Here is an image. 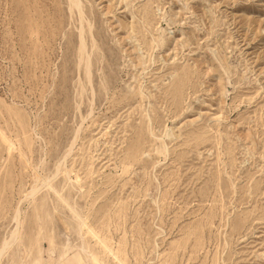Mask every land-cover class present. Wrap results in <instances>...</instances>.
Masks as SVG:
<instances>
[{
    "label": "rangeland",
    "instance_id": "1",
    "mask_svg": "<svg viewBox=\"0 0 264 264\" xmlns=\"http://www.w3.org/2000/svg\"><path fill=\"white\" fill-rule=\"evenodd\" d=\"M67 1L0 0L2 264H264V0H80L90 83Z\"/></svg>",
    "mask_w": 264,
    "mask_h": 264
},
{
    "label": "bare ground",
    "instance_id": "2",
    "mask_svg": "<svg viewBox=\"0 0 264 264\" xmlns=\"http://www.w3.org/2000/svg\"><path fill=\"white\" fill-rule=\"evenodd\" d=\"M68 5H69V8L68 10H72L73 8H75L77 10V13L75 15H78L79 16V19L78 20V25L80 26L79 27V42H80V45H79V51L82 55V59L83 60V66L85 68L84 70V73H85V78L87 79L86 81H88L90 83V73H91V63H90V52H89V49L87 53L85 51V42H84V38H85V34H84V22L83 20H85V14H84V10H83V6L80 2V0H68L67 1ZM59 5V4H58ZM65 8V9H66ZM69 10V11H70ZM66 11V10H65ZM66 13V12H65ZM69 14H71V12H69ZM74 15V14H73ZM77 16V18H78ZM70 18V17H69ZM51 23V22H50ZM88 26V31L90 29V26L92 28V25H90V23L87 21V24ZM78 29V28H77ZM93 32V31H92ZM78 33V32H76ZM75 33V34H76ZM62 34V32H61ZM89 34V33H88ZM78 35V34H77ZM90 35V34H89ZM73 36V35H72ZM72 38V37H71ZM76 38V37H75ZM90 39H91V36H90ZM96 39V38H95ZM94 39H91V41L93 42ZM94 43V42H93ZM93 45V44H92ZM92 47V46H91ZM91 49V48H90ZM92 50V49H91ZM92 52V51H91ZM92 57V56H91ZM78 64V63H77ZM79 66V64H78ZM77 66V67H78ZM88 84V83H87ZM86 84V85H87ZM91 85V84H89ZM86 87V86H85ZM92 87V86H91ZM83 88V87H82ZM80 93V91H79ZM76 134V133H75ZM60 161V160H59ZM60 164V163H59ZM59 164L56 166L55 168V173L53 174V177L56 176V174L59 172V170H61L59 168ZM37 168V167H36ZM36 176H37V173H36ZM52 177V178H53ZM51 178V179H52ZM67 178V177H66ZM38 177L35 179V181H37ZM48 180V179H47ZM36 183V182H35ZM38 186L37 185H34L31 187L30 191H29V194H27L28 196H31L32 198L34 197V195L37 193L38 191ZM76 212V211H75ZM16 216L13 220H15V226L12 227L13 229L8 233V235L1 241L0 243V264H2V260L9 256L10 255V258L13 259L16 255V252L14 250H16L15 248H18V246L22 243V232H21V229H20V219H18V213L19 211L17 210L16 212ZM15 214V213H14ZM80 230V224L77 225V232H79ZM80 237L82 238V236L80 235ZM80 252H76L75 254H72L71 256L68 257L67 259V262L68 264H90V261L91 259L93 258L92 254L89 253V251L86 249V246H85V243L82 241L81 242V245H80ZM11 252V253H10ZM19 260V259H18ZM61 260V259H59ZM20 261V260H19ZM66 261V260H65ZM64 261V262H65ZM62 262V261H61ZM36 263L37 264H46L44 262V260L42 259H39V260H36ZM14 264H17L14 262ZM60 264V263H59Z\"/></svg>",
    "mask_w": 264,
    "mask_h": 264
}]
</instances>
